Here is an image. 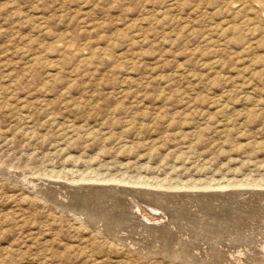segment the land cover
Returning a JSON list of instances; mask_svg holds the SVG:
<instances>
[{
  "label": "rangeland",
  "instance_id": "1",
  "mask_svg": "<svg viewBox=\"0 0 264 264\" xmlns=\"http://www.w3.org/2000/svg\"><path fill=\"white\" fill-rule=\"evenodd\" d=\"M227 1L0 0V264H264V10Z\"/></svg>",
  "mask_w": 264,
  "mask_h": 264
},
{
  "label": "bare ground",
  "instance_id": "2",
  "mask_svg": "<svg viewBox=\"0 0 264 264\" xmlns=\"http://www.w3.org/2000/svg\"><path fill=\"white\" fill-rule=\"evenodd\" d=\"M229 1V0H228ZM227 1V2H228ZM230 1H233V0H230ZM227 4V3H226ZM229 4V3H228ZM258 8H257V7ZM248 8H255L254 9V15L253 16H255L258 20H262L263 19V17H262V15L260 14V12L262 11V10H264V0H239V5L237 6V7H235V8H232L233 9V11L234 12H237V13H241V12H243V11H246ZM228 10H230V9H228ZM230 13V12H229ZM233 16H235V15H233ZM249 16V15H248ZM249 17H251V15L249 16ZM249 17H245V19L243 20V21H246V20H251ZM254 17V18H255ZM260 22V21H259ZM225 24V23H224ZM260 24H262V23H260ZM241 26H243V22L242 23H240L239 25H237V24H231L230 26H229V28H230V30L232 31V32H236V31H242V29H244L243 27H241ZM264 26V25H263ZM227 27V26H226ZM262 32H263V34H264V30H262ZM138 35H139V37H142L141 39H140V41H143L144 39H146V34L143 32V30L142 29H140L139 28V30H138ZM248 98V97H247ZM254 100V99H253ZM254 102V101H253ZM45 176V175H44ZM51 176V175H50ZM59 176V175H58ZM44 178V177H43ZM84 179V178H83ZM62 180V179H61ZM76 180V179H75ZM105 180H106V178H105ZM107 180H109V178H107ZM45 181V180H44ZM58 181V180H57ZM60 181V180H59ZM97 181V180H96ZM116 181H119V180H117L116 179ZM121 181V180H120ZM83 182V181H82ZM91 182V181H90ZM102 182V181H101ZM123 182V181H122ZM127 182V181H126ZM125 182V183H126ZM58 183V182H57ZM76 183V182H75ZM85 183V182H84ZM100 182H98V184H99ZM108 183H109V181H108ZM144 183L146 184L147 182H145L144 181ZM81 184V183H80ZM92 184V183H91ZM95 184V183H94ZM103 184V183H102ZM120 184V183H119ZM128 184V183H127ZM149 183H147V185H148ZM155 184H157V183H155ZM195 184V183H194ZM193 184V185H194ZM252 184V183H251ZM74 185H76V184H74ZM106 185H108V184H106ZM135 185V184H134ZM191 185V184H190ZM229 185V184H228ZM233 185H235V184H233ZM52 186V185H51ZM62 186V185H61ZM123 186V185H122ZM132 186V185H131ZM186 186H188V185H186ZM225 186V185H224ZM242 186H244V185H242ZM259 186V185H258ZM74 187V186H73ZM147 187V186H146ZM193 187H195V185L193 186ZM205 187V186H204ZM234 187V186H233ZM240 187V186H239ZM262 187V186H261ZM29 188V187H28ZM164 188V187H163ZM168 188V187H167ZM221 188V187H220ZM250 188H252V187H250ZM254 188H256V186L254 187ZM258 188V187H257ZM98 189V188H97ZM148 189V188H147ZM153 189H156V188H153ZM178 189V188H177ZM198 189V188H197ZM200 189H201V186H200ZM226 189V188H225ZM246 189V188H245ZM59 190V189H58ZM159 190V189H158ZM162 190V189H161ZM183 190V189H182ZM186 190H187V188H186ZM195 190V189H194ZM193 190V191H194ZM222 190V189H221ZM239 190V189H238ZM258 190V189H257ZM261 190V189H260ZM111 191H113V190H111ZM167 191V190H166ZM179 191V190H178ZM204 191V190H203ZM217 191V190H216ZM244 191V190H243ZM204 192H206V190L204 191ZM233 192V191H232ZM184 193V192H183ZM197 193V192H196ZM199 193V192H198ZM40 194V193H39ZM209 194V193H208ZM254 194V193H253ZM127 195V194H126ZM145 195V194H144ZM201 195V194H200ZM203 195V194H202ZM233 195V194H232ZM240 195V194H239ZM205 196V195H204ZM216 196V195H215ZM147 197V196H146ZM91 198V197H90ZM124 198V197H123ZM125 199V198H124ZM243 199V198H242ZM131 200V199H130ZM137 202V201H136ZM136 202H135V204H136ZM155 202V201H154ZM259 202V201H258ZM74 203V202H73ZM134 203V202H133ZM138 203V202H137ZM192 205V204H191ZM220 205V204H219ZM223 205V204H222ZM156 207V206H155ZM154 207V208H155ZM142 208V207H141ZM152 207H150V209H151ZM154 208H152V209H154ZM157 208H158V206H157ZM216 208V207H215ZM234 208V207H233ZM92 209V208H91ZM120 209V208H119ZM137 211H138V213H140L141 211H143V210H141L140 208H139V206H137ZM145 209V208H144ZM151 209V210H152ZM232 209V208H231ZM237 209V208H236ZM251 209V208H250ZM263 209V208H262ZM124 210V209H123ZM158 211V210H157ZM157 211H155L154 210V212H157ZM104 212V211H103ZM151 212H153V211H151ZM79 213V212H78ZM99 213V212H98ZM145 213V212H144ZM142 214V216L143 217H145V219L148 221V220H162V218L160 219V217H158L157 218V216L155 217L154 216V214L155 213H153V214H151L150 212H146V214ZM182 214V213H181ZM111 216H112V214H111ZM140 216V215H139ZM159 216V215H158ZM99 221V220H98ZM209 221H210V219H209ZM212 221V220H211ZM155 223H154V225L156 224V222L157 221H154ZM176 222H177V220H176ZM212 222H214V221H212ZM253 222V221H252ZM94 223V222H93ZM197 223V222H196ZM177 224V223H176ZM230 224V223H229ZM139 225V224H138ZM158 225V224H157ZM240 225V224H239ZM150 226V225H149ZM159 226V225H158ZM120 227V226H119ZM123 228V227H122ZM234 228V227H233ZM236 228V227H235ZM100 229V228H99ZM148 229V228H147ZM244 229V228H243ZM115 230V229H114ZM134 230V229H133ZM204 230V229H203ZM231 230V229H230ZM258 231V230H257ZM260 232V231H259ZM259 232L257 233V234H259ZM263 232V231H262ZM261 234V233H260ZM151 235V234H150ZM204 235V234H203ZM262 235V234H261ZM257 237H258V235H257ZM110 238V237H109ZM157 238V237H156ZM248 238V237H247ZM246 238V239H247ZM263 238V237H262ZM106 240H108V239H106ZM140 240V239H139ZM167 240H169V239H167ZM182 240V239H181ZM258 240V239H257ZM259 240H261V239H259ZM172 241V240H171ZM220 241V240H219ZM256 241V240H255ZM170 242V241H169ZM202 242V241H201ZM246 242V241H245ZM253 242H254V239H253ZM133 243V242H132ZM160 243V242H159ZM252 243V242H251ZM258 243V242H257ZM261 243V242H260ZM130 244V243H129ZM185 244V243H184ZM213 244V243H212ZM157 245V244H156ZM194 245V244H193ZM215 245V244H214ZM263 245V244H262ZM261 245V246H262ZM124 246V245H123ZM160 246V245H159ZM219 246V245H218ZM235 246V245H234ZM236 246H238L237 244H236ZM161 247V246H160ZM163 247V246H162ZM208 247V246H207ZM259 247V246H258ZM183 248V247H182ZM181 247H180V250L182 249ZM213 248V247H212ZM217 248V247H216ZM219 248V247H218ZM245 248V247H244ZM168 249V248H167ZM171 249H174V248H171ZM176 249V248H175ZM174 249V250H175ZM179 249V248H178ZM226 249V248H225ZM241 249V248H240ZM251 249V248H250ZM184 250V249H183ZM162 251H163V248H162ZM161 251V252H162ZM175 251H177V250H175ZM179 251V250H178ZM186 251V250H185ZM258 251H259V249H258ZM261 251V250H260ZM259 251V252H260ZM167 252V251H166ZM165 252V253H166ZM170 252V251H169ZM235 252H237V251H235ZM244 252H245V250H244ZM250 252V251H249ZM164 253V254H165ZM185 253V252H184ZM241 253H243V252H241ZM163 254V255H164ZM167 254H169L170 255V257L172 256L173 257V259L175 258V259H177L178 257H176L177 255H176V253H174V254H171V253H167ZM228 254V253H227ZM246 254V253H245ZM185 255V254H184ZM193 255V254H192ZM216 255V254H215ZM243 255V254H242ZM241 255V256H242ZM253 255V254H252ZM258 255V254H257ZM257 255H256V257H257ZM186 256V255H185ZM185 256H184V258H185ZM231 256H233V254L231 255ZM244 256V255H243ZM262 256V255H261ZM158 257V256H157ZM187 257H189L188 255H187ZM186 257V258H187ZM193 257V256H192ZM260 257V256H259ZM225 258V257H224ZM227 258V257H226ZM240 258V257H239ZM243 258V257H242ZM245 258V257H244ZM253 258V257H252ZM173 259H171V260H173ZM183 259V258H182ZM230 259H231V257H230ZM259 259H261V258H259ZM258 259V260H259ZM185 260H187V259H185ZM240 260V259H239ZM253 260V259H252ZM264 260V259H263ZM174 261V260H173ZM195 261V260H194ZM243 261H246V260H242V261H240V262H243Z\"/></svg>",
  "mask_w": 264,
  "mask_h": 264
}]
</instances>
